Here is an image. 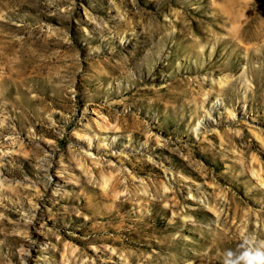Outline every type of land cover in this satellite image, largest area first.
<instances>
[{
	"label": "rangeland",
	"instance_id": "1",
	"mask_svg": "<svg viewBox=\"0 0 264 264\" xmlns=\"http://www.w3.org/2000/svg\"><path fill=\"white\" fill-rule=\"evenodd\" d=\"M262 11L0 0V264H264Z\"/></svg>",
	"mask_w": 264,
	"mask_h": 264
},
{
	"label": "bare ground",
	"instance_id": "2",
	"mask_svg": "<svg viewBox=\"0 0 264 264\" xmlns=\"http://www.w3.org/2000/svg\"><path fill=\"white\" fill-rule=\"evenodd\" d=\"M251 29L253 30L252 33L254 31H255L254 34L257 32V36H256V40L257 41H261V39L264 38V11H262L260 13V15L258 13L251 14L250 17H249V19H248V22L243 27L242 31L251 30ZM240 36L241 37H244L243 34H242V32H241ZM250 39H251V37H250ZM211 125H214V123H211ZM88 148L89 149H87V148L86 149L91 152V149H92V142L91 141H89V143H88Z\"/></svg>",
	"mask_w": 264,
	"mask_h": 264
}]
</instances>
